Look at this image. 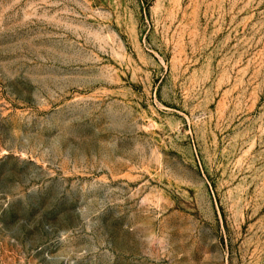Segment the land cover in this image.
Masks as SVG:
<instances>
[{
    "label": "rangeland",
    "instance_id": "rangeland-1",
    "mask_svg": "<svg viewBox=\"0 0 264 264\" xmlns=\"http://www.w3.org/2000/svg\"><path fill=\"white\" fill-rule=\"evenodd\" d=\"M0 264H264V0H0Z\"/></svg>",
    "mask_w": 264,
    "mask_h": 264
}]
</instances>
